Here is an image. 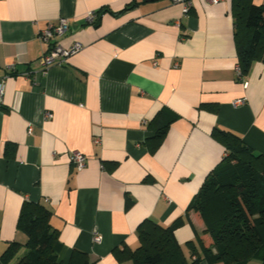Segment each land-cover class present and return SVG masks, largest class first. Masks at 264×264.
<instances>
[{
  "label": "crops",
  "instance_id": "crops-1",
  "mask_svg": "<svg viewBox=\"0 0 264 264\" xmlns=\"http://www.w3.org/2000/svg\"><path fill=\"white\" fill-rule=\"evenodd\" d=\"M231 7L190 0L182 15L170 0H0V264L25 252L24 201L49 210L65 257L76 249L96 264H133L114 249H134L145 220L177 222L185 254L188 242L199 249L205 225L188 207L225 156L215 129L264 154V61L241 75ZM61 18L67 31L38 38ZM54 42L81 49L44 67ZM73 150L87 157L80 170ZM11 242L21 245L3 258Z\"/></svg>",
  "mask_w": 264,
  "mask_h": 264
},
{
  "label": "trees",
  "instance_id": "trees-1",
  "mask_svg": "<svg viewBox=\"0 0 264 264\" xmlns=\"http://www.w3.org/2000/svg\"><path fill=\"white\" fill-rule=\"evenodd\" d=\"M231 13L239 69L244 75L253 61H264V3L232 0ZM171 120L156 125L153 146L163 138ZM214 134L225 156L206 175L188 207L205 224L199 249L188 242L189 254H185L174 236L177 222L163 226L145 220L137 228L138 245L114 249L118 258L131 259L133 264H246L251 260L264 264V154L231 131L215 129ZM50 214L40 202H23L17 229L26 235L25 252L15 264H96L76 249L65 257L66 248L49 222ZM19 245L11 242L3 258L11 257Z\"/></svg>",
  "mask_w": 264,
  "mask_h": 264
},
{
  "label": "built area",
  "instance_id": "built-area-1",
  "mask_svg": "<svg viewBox=\"0 0 264 264\" xmlns=\"http://www.w3.org/2000/svg\"><path fill=\"white\" fill-rule=\"evenodd\" d=\"M172 3H180L182 8L181 12L182 15H187L190 10V0H170ZM207 3L215 4L219 2L220 0H205ZM96 14L95 12H88L85 16V20L87 23H93L95 20ZM69 28L68 22L66 19L61 18L56 24H48L45 28L39 30L37 36L42 41H49L52 37L60 36L65 31H67ZM81 49V44L79 42H73L68 47H63L59 43L54 42L53 44H50L49 47L43 52V54L39 58V62L42 66L48 67L51 64H59L66 60V58L79 51ZM7 68L14 70V64H8ZM45 72V69L43 70ZM3 79L0 80V105L2 103V97H3ZM244 99H238L234 103H242ZM51 116L50 113H46L45 117L49 118ZM98 141V140H95ZM69 159L73 166L80 170L82 169L85 164L87 157L85 154L78 150H73L70 152ZM100 235L94 234L93 240L95 242L100 241Z\"/></svg>",
  "mask_w": 264,
  "mask_h": 264
},
{
  "label": "rangeland",
  "instance_id": "rangeland-1",
  "mask_svg": "<svg viewBox=\"0 0 264 264\" xmlns=\"http://www.w3.org/2000/svg\"><path fill=\"white\" fill-rule=\"evenodd\" d=\"M205 225V224H204Z\"/></svg>",
  "mask_w": 264,
  "mask_h": 264
}]
</instances>
